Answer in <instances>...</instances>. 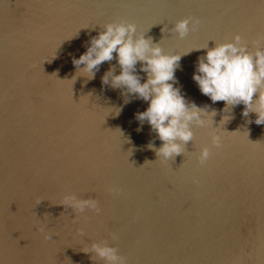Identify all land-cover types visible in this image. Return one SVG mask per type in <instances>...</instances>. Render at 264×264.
Listing matches in <instances>:
<instances>
[{
  "label": "water",
  "instance_id": "95a60500",
  "mask_svg": "<svg viewBox=\"0 0 264 264\" xmlns=\"http://www.w3.org/2000/svg\"><path fill=\"white\" fill-rule=\"evenodd\" d=\"M121 22L181 55L182 92L217 111L169 160L148 148L162 141L146 121L137 130L148 103L102 86L111 66L120 72L115 59L87 83L70 80L72 57ZM237 35L249 51L264 47V0H0V264H107L83 252L94 242L124 264H264V125L202 95L192 75L205 50L184 54ZM225 115L234 119L221 125Z\"/></svg>",
  "mask_w": 264,
  "mask_h": 264
},
{
  "label": "clouds",
  "instance_id": "9594fccd",
  "mask_svg": "<svg viewBox=\"0 0 264 264\" xmlns=\"http://www.w3.org/2000/svg\"><path fill=\"white\" fill-rule=\"evenodd\" d=\"M189 23L188 19L180 20L173 31L184 37L189 32ZM192 50H205L198 57L192 75L201 94L209 97L213 104L225 102L221 109L225 113H231L242 104V117L256 114L255 120L249 119L248 124L264 125V47L258 46L254 51H249L241 43V36L237 35L234 42L216 44L212 48L208 44L202 45L184 54ZM113 59L117 61L120 72L115 74L116 66H111L101 77L102 86L124 89L121 95L125 98V104L130 103L132 98L148 103L144 111L135 113L139 123L137 130H142L145 121L150 125L162 144L156 148L155 143L150 142L148 148L153 149L159 158L169 160L184 152L185 144L193 140V125H213L217 111L213 109L209 112L208 105L198 106L182 92L175 75L181 55L165 53L159 43H153L145 33L138 32L132 23H108L97 35L91 36L86 43V51L79 57H72L76 71L70 80L84 76L87 83L95 78L104 62ZM137 64L140 65L139 72ZM141 72L147 77L143 82ZM120 111L121 108H117L116 114L119 115ZM231 119L234 116L225 115L220 123L223 125ZM219 129L215 127L212 137L217 147L221 144ZM209 155V148H203L200 162L206 161ZM70 207L83 211L85 207L96 208V202L72 198ZM112 238L118 239L115 233ZM83 252L94 253L92 259L99 257L107 264H124L117 248L107 243L94 242Z\"/></svg>",
  "mask_w": 264,
  "mask_h": 264
},
{
  "label": "snow or ice",
  "instance_id": "6c2138e0",
  "mask_svg": "<svg viewBox=\"0 0 264 264\" xmlns=\"http://www.w3.org/2000/svg\"><path fill=\"white\" fill-rule=\"evenodd\" d=\"M105 118V117H104Z\"/></svg>",
  "mask_w": 264,
  "mask_h": 264
}]
</instances>
